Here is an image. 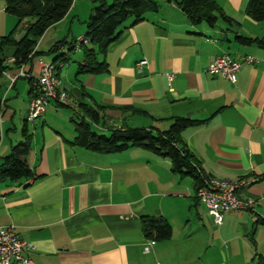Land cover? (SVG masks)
<instances>
[{
	"label": "crops",
	"instance_id": "0c3cea01",
	"mask_svg": "<svg viewBox=\"0 0 264 264\" xmlns=\"http://www.w3.org/2000/svg\"><path fill=\"white\" fill-rule=\"evenodd\" d=\"M92 1L74 0L37 43L40 53L44 41L48 48L66 42L51 62L67 53V61L56 65L68 100L63 106L50 103L31 130L23 120L22 129L26 123L31 135L26 161L33 178L0 183V227L13 226L33 247L23 253L32 264H252L257 256L264 258V226L257 224L264 219V50L236 40L264 39V23L244 13L249 0H215L234 22L219 19L214 28L192 25L174 3L153 0L157 13L119 29V39L103 57L107 73L77 74L83 57L70 58L66 44L78 39L71 34L74 23L85 25ZM67 20L69 32L61 39L55 30ZM16 25L0 0V37L12 34ZM81 33L85 26H79ZM221 54L241 63L234 84L206 72ZM246 57L252 63H245ZM33 58L24 65L31 76ZM7 65L2 77L11 86L4 107L19 80L27 81L29 103V79L11 83L10 72L19 69ZM80 104L105 117V125L96 127L101 134L127 128L165 131L176 117L206 121L182 132L185 147L207 177L243 181L238 195L254 200V210L227 213L215 225L195 197L192 178L174 174L168 158L142 148L99 155L74 145V122L84 116ZM11 107L5 112L0 106V168L22 139L10 133L16 132L17 112ZM146 216L166 219L170 239L147 240L141 226Z\"/></svg>",
	"mask_w": 264,
	"mask_h": 264
},
{
	"label": "trees",
	"instance_id": "16d2710c",
	"mask_svg": "<svg viewBox=\"0 0 264 264\" xmlns=\"http://www.w3.org/2000/svg\"><path fill=\"white\" fill-rule=\"evenodd\" d=\"M73 2L74 0H3L6 12L17 19V25L12 34L0 37V77L7 70L10 59L13 66L19 69L33 56L39 54L36 49L38 41L49 27L67 15ZM92 2L95 6L85 22L86 33L82 37L88 40V45H80L78 52L83 53V61L78 64L77 74L107 73L108 64L104 60L99 61L98 57H105L110 45L119 39L121 26L128 21L131 26H135L143 22L148 14L157 13L159 10V4L153 0H111L110 4L105 0ZM168 2L174 3L192 25L204 24L214 28L219 19L228 24L234 22L215 0H168ZM244 13L253 21L264 23V0H249ZM16 30L24 32L19 40L13 37ZM236 40L241 45H256L264 50V39L236 36ZM65 43L58 42L50 53L56 54ZM75 43L76 40L66 44L69 45L70 52H77ZM66 54L60 53L52 62L57 77L60 68L56 63L60 61L62 64L67 61L64 58ZM32 91L31 89V93ZM79 108L84 116L74 122V145L99 155H112L130 148H142L154 155L168 158L174 174L192 178L195 192L208 178L193 154L185 147L181 137L184 130L200 126L206 121L176 117L165 131L127 128L109 129L107 134H101L96 127L105 125V117H101L97 110L87 108L86 105L80 104ZM21 134V141L11 146L9 155L4 158L0 168V183L33 178V171L26 161L31 148V135L26 123ZM258 223L264 226V219L258 220ZM141 226L144 237L152 242L169 240L172 234L171 225L162 217L146 216L142 218ZM252 264H264V258L257 256Z\"/></svg>",
	"mask_w": 264,
	"mask_h": 264
},
{
	"label": "built area",
	"instance_id": "2783aa9c",
	"mask_svg": "<svg viewBox=\"0 0 264 264\" xmlns=\"http://www.w3.org/2000/svg\"><path fill=\"white\" fill-rule=\"evenodd\" d=\"M80 45H88V40L82 37L76 40L74 47L77 52L80 50ZM244 61L252 63L253 59L246 57ZM9 62L12 60L10 59ZM24 65L19 68V77L30 79L33 90L29 100L27 122H33L41 117L50 103L62 106L67 104V93L61 89L52 63L40 62L37 79L24 70ZM240 67L241 63L233 60L228 54H221L215 57L206 72L234 84ZM171 78V76L168 77L169 80ZM243 185L244 182L241 180L228 181L208 177L197 188L195 197L203 204L214 224L220 225L227 213L254 210L256 205L254 200L242 199L238 195ZM28 250H33V247L15 233L13 226L0 227V264H32L31 259L23 257V253ZM148 251L149 247H146L145 252Z\"/></svg>",
	"mask_w": 264,
	"mask_h": 264
},
{
	"label": "rangeland",
	"instance_id": "374dc122",
	"mask_svg": "<svg viewBox=\"0 0 264 264\" xmlns=\"http://www.w3.org/2000/svg\"><path fill=\"white\" fill-rule=\"evenodd\" d=\"M80 1V0H78ZM83 2V0H82ZM111 1L108 2V4H110ZM219 21V20H218ZM219 25H221V20L219 21ZM81 22H77L74 23V27H73V31H72V35L77 39V38H81L83 33L79 34V26L80 27H84L86 28V25L81 26L80 25ZM56 34L58 36H60V38L62 39L66 34H68L69 32V20H67L66 22H62L61 24H59V26L57 27V29L55 30ZM24 32L22 30H18L17 33L14 35L16 40H19L22 36H23ZM49 38V37H48ZM59 42V41H58ZM57 42V43H58ZM54 43L50 48L48 47H44L45 46V41L42 43V47L40 53L36 56H34L33 58V74L32 77L34 79H37L39 77V71H40V62H43L44 64H51L52 59H53V55L50 53V50L53 48V46H55ZM69 43V42H68ZM45 48V49H44ZM66 48H69V45L66 46ZM65 51H67L65 49ZM60 53V52H59ZM77 53V52H76ZM74 53V52H70V58H74L75 60H78L79 58L81 59L83 57V53L82 52H78V55ZM76 54V55H75ZM99 61L103 60L102 56L98 57ZM53 64V63H52ZM74 70V69H73ZM76 73V68L74 71H72V76H74V74ZM65 76V68L63 69L62 75H61V79L63 80ZM17 78H19V73H14V72H10L9 74V81H11V83H13L12 81H15ZM25 78V77H23ZM58 78V77H57ZM28 79V78H26ZM30 81V79H29ZM17 87L14 89H11L10 94L8 96V98L6 99V105L4 107L3 103L5 100V92L7 91V89L10 88V83L8 81L5 80L4 77H0V106L4 108V111L7 112V108L6 106L11 107V104L13 103V105L15 104L14 107L11 108H16L17 112L15 115V121L14 124L16 125V132L15 134L13 133L14 131H10V133L12 134V138L19 137L21 138V131H22V126H23V120H27V104L28 103V97H27V91H28V84L26 80H19L17 83ZM32 85V84H31ZM18 92V94H17ZM11 103V104H10ZM13 110L8 111L9 113H13ZM21 119V121H20ZM36 121V120H35ZM34 122V121H33ZM32 122H28V127L29 130H31L32 128ZM11 129L13 128V126L11 125L10 127ZM20 140V139H19ZM18 140V141H19ZM17 141V142H18ZM16 142V143H17ZM15 143V144H16Z\"/></svg>",
	"mask_w": 264,
	"mask_h": 264
}]
</instances>
